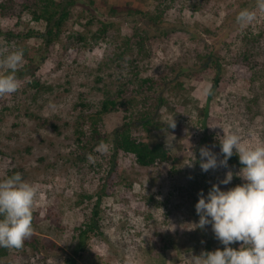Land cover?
<instances>
[{
  "label": "rangeland",
  "instance_id": "1",
  "mask_svg": "<svg viewBox=\"0 0 264 264\" xmlns=\"http://www.w3.org/2000/svg\"><path fill=\"white\" fill-rule=\"evenodd\" d=\"M34 1L10 2L8 10H0V27L44 34L49 25L34 18L33 8L24 9ZM71 1L70 17L54 44L46 46L42 36L12 39L9 44L0 39V59L17 50L24 54L16 73L19 90L0 97V180L20 173L38 189L33 207L37 216L27 239L37 242L35 248L25 241L21 249H8L0 264H64L73 255L79 242L76 228L89 223L100 177L106 175L112 132L125 116L111 111L98 125L101 136L108 135L103 143L107 152L97 151L100 143L86 160L66 162L78 147L81 127L76 124L85 110L79 104L99 105L104 91L117 89L118 74L124 81L133 72L158 81L154 89L165 101L156 119L159 128L149 136L140 129L133 133L150 144L168 145L174 161L143 168L131 157L118 155L116 186L102 200L96 217L103 235H90L75 264H190L192 255L222 249L210 225H194L199 220L195 204L198 193L203 190L206 195L227 171L234 173L233 180L220 185L222 190L242 184L235 175L240 168L229 165L203 172L199 150L208 147L216 153L201 139L211 135L217 140V133L223 134L220 127L240 134L249 145L264 143V12L256 9V0ZM112 7L117 14H110ZM245 8L255 10L257 18L241 27L236 16ZM158 16L160 23L152 19ZM99 21L112 24L106 39L93 44L91 35ZM81 33L87 36L85 42L76 39ZM116 52L123 55L120 67L112 64ZM209 53L218 59L222 79L206 103L205 89L214 71L202 63ZM245 54L256 67L238 63ZM131 59L136 60L133 68ZM248 70L250 78L243 75ZM4 71L0 68V74ZM205 109L206 129H201ZM173 120L176 126L169 128Z\"/></svg>",
  "mask_w": 264,
  "mask_h": 264
},
{
  "label": "clouds",
  "instance_id": "2",
  "mask_svg": "<svg viewBox=\"0 0 264 264\" xmlns=\"http://www.w3.org/2000/svg\"><path fill=\"white\" fill-rule=\"evenodd\" d=\"M256 9L264 12V0H256ZM257 18L255 10L242 9L236 16L241 26L253 23ZM24 54L17 50L0 59V97L16 93L20 87L16 73L23 63ZM209 84L205 92L211 94ZM169 128H175L173 120ZM212 126L210 128H216ZM220 127V126H219ZM217 133L220 153L208 147H201L200 168L203 172L219 167L228 168V160L235 154L242 165L238 173L243 183L227 190L234 173L227 171L219 184H212L207 194L198 193L195 211L199 217L196 228L210 225L214 238L223 248L202 251L192 255L190 264H264V143L249 145L236 132ZM168 147V145H166ZM215 147V146H213ZM97 151L105 153L107 145L101 143ZM222 155V159L218 156ZM191 166V164H189ZM38 189L26 182L20 173H14L0 180V247L21 249L33 234V207ZM239 242V248L231 247Z\"/></svg>",
  "mask_w": 264,
  "mask_h": 264
},
{
  "label": "trees",
  "instance_id": "3",
  "mask_svg": "<svg viewBox=\"0 0 264 264\" xmlns=\"http://www.w3.org/2000/svg\"><path fill=\"white\" fill-rule=\"evenodd\" d=\"M13 1L14 0H2V2H0V10L2 12L8 10L9 3ZM72 4L73 2L71 0H60L58 2H55L54 0H37L32 4H26L24 9L31 11V8H33V11L35 10L33 16L36 20L43 19L46 24L49 25L46 32L44 34H39L34 31L23 33L0 27V39H3L5 43L9 44L12 39H15L16 41H27L32 37L42 36L44 38V44L50 46L58 41L59 33L61 31L60 26L70 17L69 7ZM109 12L111 15H115L118 13V9L112 7ZM152 19L154 22H161V16ZM99 23V28L91 35L93 44H97L106 39V31H108V27H111L112 24L111 22L101 21H99ZM83 35L82 33L80 36L78 34L76 39L80 42H85L87 36ZM141 42H143V40L140 38L138 43H140L142 49L144 44L142 45ZM204 58V63H202L203 68L211 69V67H213L212 71H214L210 84L212 86L211 94L206 93V103H209L215 95L222 79V70L218 63V59L213 57L210 53L205 55ZM122 59L123 55L120 52H116L112 58V64L120 67L119 62H121ZM129 62L132 68L135 67V59H131ZM238 63L242 66L246 65L247 67L253 64L256 67V62L251 60L249 54L240 57ZM101 65L102 64H98V70L101 69ZM184 70L186 71L187 69ZM28 72L33 75V72ZM138 75L139 74L136 72H133L130 75V78H124L123 81V74L120 73L116 77V83L118 84L117 89L114 91H104L106 93L105 98L98 103L99 105L91 103L79 104V107L85 110L82 111V114L80 113V122L78 121L79 123L76 124L78 127H81L80 130L77 131L78 134L76 136L78 147L69 152L65 157L66 162L72 159L80 162L86 160L88 153L94 151L98 144L105 143V141L108 140V135L101 136L100 130L98 129V125H100L104 115L116 110L124 112L125 116L122 125L112 132L109 154L107 155V160L104 164L106 175L100 177V189L95 194L96 205L95 208H92L89 223L76 228L79 242L73 251V255L65 258L64 264H75V256L85 250L86 242L92 233L101 236L103 235L99 231L96 217L98 215V207L102 200L109 197L112 194L113 188L116 186L114 182L118 173L119 154L131 157L136 165L143 168L171 164L174 161L172 153L165 145L159 142L150 144L148 141L139 138L133 133L136 129H140L143 130V133H145L146 136H149L156 131V129L159 128V124L156 121L157 115L159 114L161 107L165 104L163 94L154 89V87L158 85V81L152 80L151 78H139ZM243 75L247 78L251 77L249 70ZM96 80L101 82L103 79L98 77ZM129 85H131V87H129ZM204 117L205 118H202L200 121L201 129H206V109L204 110ZM38 119L43 125L48 124L47 120H41V118ZM86 127L89 128V132H87ZM53 128L56 129L57 127L53 125ZM213 138L214 136L211 135L207 137L204 136L201 139V143L212 144L215 146L216 153L219 154V142L218 140L213 141ZM219 158L222 159V155H219ZM228 165L239 168L242 167L238 156L235 154L228 160ZM83 198L90 200L91 196H83ZM36 216L37 214L33 212L32 226L35 223ZM26 243H29L32 248H35L34 245H36L37 242L27 241ZM7 252L8 248L0 247V260L7 255Z\"/></svg>",
  "mask_w": 264,
  "mask_h": 264
}]
</instances>
